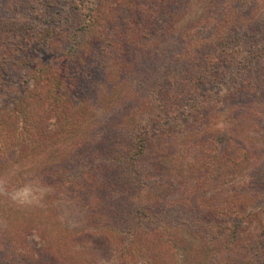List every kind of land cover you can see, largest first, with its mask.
<instances>
[{"label":"trees","instance_id":"16d2710c","mask_svg":"<svg viewBox=\"0 0 264 264\" xmlns=\"http://www.w3.org/2000/svg\"><path fill=\"white\" fill-rule=\"evenodd\" d=\"M180 1L0 0V171L104 109L81 145L37 170L57 200L83 205L75 233L91 264H167L174 233L190 237L182 264L195 252L198 264H264V157L240 138L264 114V13L215 0L180 28ZM67 7L82 18L60 26ZM23 235L0 236L2 264L53 263L43 235Z\"/></svg>","mask_w":264,"mask_h":264},{"label":"rangeland","instance_id":"374dc122","mask_svg":"<svg viewBox=\"0 0 264 264\" xmlns=\"http://www.w3.org/2000/svg\"><path fill=\"white\" fill-rule=\"evenodd\" d=\"M212 1L214 2L215 0L180 1L178 4L180 28H185L187 24L201 17L204 8ZM254 1L251 8L252 14L258 16L264 13V0ZM214 6L215 5H212V9ZM37 10L39 9L37 8ZM42 12V10H39L37 13L42 14ZM51 12L53 13L50 15L53 17H59V15H56L55 10H51ZM60 13L61 19L63 18L61 22L59 21L60 26L65 25L63 23L66 17H68L69 22H74L73 24L78 23L79 19L82 18V16H80L82 15L80 14L81 12L69 10L68 7L64 8ZM66 46L67 45L59 42V40H54L50 46V56L60 57L63 53V48ZM20 50H22V53L24 52V55L32 54V47H25V45H22ZM21 52H18L20 57L22 55ZM13 54L14 53H4V59H6L9 65H12V70L17 71L19 61L22 59L17 60V58L13 57ZM116 98L117 97L114 96L112 99H102L104 104H106L105 111H107V107H111V105L116 102ZM103 110V108L100 109L99 107L89 110L86 118L84 117L85 119L82 114V119L80 121L78 119L73 125L69 123L67 126L64 125L66 126L65 128L63 126L62 130L59 131L60 134L57 135L58 139L53 148L47 149L45 152L33 158L29 157L14 164L19 168V172L12 178V186L15 187L23 184L26 178L33 179L39 185L43 184V181H40L37 170L44 166L45 163L55 160L59 153L66 147L72 144L81 145L85 131L89 129L92 124H94V126L96 125ZM246 121L248 126L245 127L246 129L241 133L240 138L247 149L252 152L254 157L260 156V158H262L264 157V114L255 111ZM228 126L231 127L232 124L220 122V127L228 129ZM12 166H7L2 169L0 174L9 170ZM41 186V191L45 193L42 206L19 208L10 201L0 197V236L2 237L4 234V237H11L13 242H19V238H23L24 233L36 230L38 235H43L49 245L54 248L55 259L52 264H91L92 259L86 249V245L83 244V239L76 237L75 233L76 230H83V223L85 224V221H87L86 216H84L83 205H81V203L76 205L74 202L68 200L69 196L67 199H61L62 201L57 200L60 198L59 196L56 198L49 189L44 188L43 185ZM146 193L147 192H145V194ZM145 194L142 197L152 204V201L155 200V196ZM161 206L162 205H160V207ZM171 238L172 241L176 242V252L173 254L171 249L163 262L167 264H182L184 260L183 256L186 253L185 249L188 247L192 248L190 245V237L185 233H174ZM1 253L0 251V264H2L1 260L7 259V257H4ZM198 253L195 252L194 258L188 260L186 264H198V262H202L203 256H200ZM156 257L158 259L162 258L159 255H156Z\"/></svg>","mask_w":264,"mask_h":264},{"label":"clouds","instance_id":"9594fccd","mask_svg":"<svg viewBox=\"0 0 264 264\" xmlns=\"http://www.w3.org/2000/svg\"><path fill=\"white\" fill-rule=\"evenodd\" d=\"M18 172L19 168L13 165L9 170L0 174V197L19 208L42 206L45 193L41 191L42 186L33 179L26 178L23 184L12 186L11 180Z\"/></svg>","mask_w":264,"mask_h":264}]
</instances>
